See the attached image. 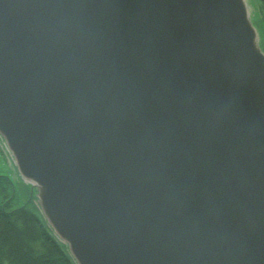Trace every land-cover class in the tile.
Returning a JSON list of instances; mask_svg holds the SVG:
<instances>
[{"label":"water","instance_id":"95a60500","mask_svg":"<svg viewBox=\"0 0 264 264\" xmlns=\"http://www.w3.org/2000/svg\"><path fill=\"white\" fill-rule=\"evenodd\" d=\"M0 135L77 264H264L246 0H0Z\"/></svg>","mask_w":264,"mask_h":264},{"label":"trees","instance_id":"16d2710c","mask_svg":"<svg viewBox=\"0 0 264 264\" xmlns=\"http://www.w3.org/2000/svg\"><path fill=\"white\" fill-rule=\"evenodd\" d=\"M258 23L264 35V1ZM0 174V264H76L48 225L35 196Z\"/></svg>","mask_w":264,"mask_h":264},{"label":"rangeland","instance_id":"374dc122","mask_svg":"<svg viewBox=\"0 0 264 264\" xmlns=\"http://www.w3.org/2000/svg\"><path fill=\"white\" fill-rule=\"evenodd\" d=\"M248 4H249V10L251 12L252 15V19H255L258 21L259 19L257 18V13L260 12V8H261V0H247ZM2 150V149H1ZM3 153V152H2ZM18 170L15 168L14 165L10 164L9 161L7 160V158L5 156H3L1 154L0 151V173H6L9 174L11 176V178H13V181L15 182V186L17 188V191L19 190V188L22 190L24 196H23V200L25 198H27V183L22 179V177L18 176L17 172Z\"/></svg>","mask_w":264,"mask_h":264}]
</instances>
